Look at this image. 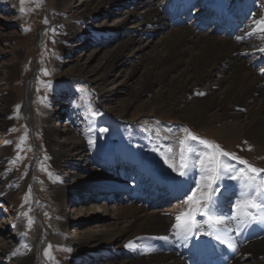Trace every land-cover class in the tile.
I'll return each instance as SVG.
<instances>
[{
  "label": "rangeland",
  "instance_id": "1",
  "mask_svg": "<svg viewBox=\"0 0 264 264\" xmlns=\"http://www.w3.org/2000/svg\"><path fill=\"white\" fill-rule=\"evenodd\" d=\"M59 1L44 0V3L37 7L35 0H24L23 5L21 0H0V120L5 122L4 125L0 123V145L4 150V154H0V246L9 242H21L31 247L34 249V255L29 264H72V260L83 251L78 249L76 243L69 245L66 240L76 241L77 238L88 234L104 232L106 226L118 225L119 221L116 222L113 218L116 209L140 206V200L131 198L130 195L125 196L127 199L131 198L129 202H108L106 194L103 195V189H128V186L104 171V166L105 169L118 168L116 162L113 167L111 163L109 166L111 161L105 153L117 149L112 160L117 155L123 158V162L137 165V168L132 165V168L122 166L125 173L133 175L134 180L131 183L135 187L146 184L150 189L155 186L152 184L154 182L161 186V189H166L159 192L173 193V186H166V182L171 183L173 178H182L168 168L160 153L174 157L171 162L178 166L180 142L187 138V133L182 130L185 128L193 135L219 145L222 150L235 153L249 164L264 169V152L257 150L248 141L238 138L220 139L216 135L219 126L197 128L186 125L177 120L173 109L169 113L164 111L163 114L142 116L140 112L146 106L149 94L133 100L129 94V86L112 89V85L108 84L105 90H109V93H106L92 83V77L105 69L108 58H104L107 51L119 42V34L122 37L127 34L126 30L123 33H105L103 29L113 26L111 24L130 8L129 2L126 5L123 2L116 3L110 9L109 15H99L96 19L94 16L90 21H83L81 26L89 32L82 38L71 37L63 41L59 34L57 18L65 16L70 19V14L74 15L73 12L79 8L81 0H67V6L71 7H60ZM151 1L164 14L161 6L168 0ZM216 1L218 2L212 0V4ZM252 6L254 8L251 10V17L242 22L243 28L232 37H226L231 41L236 39L237 46L244 49H258L264 42L263 37L244 35L252 26L253 18L264 17V0H256ZM21 7L24 9L23 13ZM212 11L217 16L220 15L219 10ZM45 19L47 24L44 23ZM164 32L160 30L152 34L153 42H157ZM200 32L212 35L207 30ZM145 43L146 41L142 40V44ZM256 55L260 56L259 53ZM256 55L252 58L254 70H263V63H260L258 68L256 62L263 61L264 57L254 60ZM119 62L116 61V72L120 82L126 76L131 63L124 61L121 67ZM5 68L13 71L10 80L3 73ZM45 71L48 75H44ZM6 83H10L8 104L2 100V94L6 92L1 91ZM27 86L31 96L28 113L23 114ZM127 103L132 104L128 106ZM124 106H128V109L124 110ZM89 108L99 113L94 121L90 118ZM52 128L58 132V135L55 133L52 137L54 141L62 142L66 138H74L81 142V158L76 156L72 162L60 165L52 162V150L55 151L56 147L47 141L45 135L46 131H52ZM99 128H108L109 131L101 134ZM89 139L94 142L92 145H89ZM154 148L159 151H153ZM169 149L172 151L169 152ZM135 154L140 156V161H137L143 165L144 170L135 162ZM70 155L71 153L69 157ZM105 158L109 159L108 163ZM129 158L132 161H128ZM137 171L149 179L143 175L139 176ZM118 173L123 175L121 171ZM198 179V173L193 172L187 178L191 181L190 187H195V181ZM57 180H62L67 185L86 180L87 183L99 185V190L91 195L93 197L77 192L76 197L66 199L64 204L59 205L51 195V187ZM162 181L163 185L160 184ZM227 181L229 183H226ZM231 182L233 181L225 180L224 185L230 190L228 194L235 196V183L233 182L232 186ZM230 185L232 189H228ZM138 189H133L137 195L144 191L140 187ZM225 191L223 197L228 199ZM162 201L164 200L159 202ZM224 201L225 211L229 213L230 202ZM160 206L162 207L152 208L149 205L145 207V211L157 210L162 213L168 209L172 210L163 213V216L167 221L174 222L175 213L187 207L179 201ZM104 207H107L105 212ZM29 219L34 221L31 227L28 226ZM121 222L124 220L119 224ZM246 228L254 227L247 225ZM49 245L51 249H48ZM46 249L49 256L44 254ZM122 253L125 254L124 251ZM116 256L118 257L114 251L106 254L104 250L86 255L79 264L111 262ZM10 259V255H3L0 257V264H10ZM14 260L12 259L15 263Z\"/></svg>",
  "mask_w": 264,
  "mask_h": 264
},
{
  "label": "bare ground",
  "instance_id": "2",
  "mask_svg": "<svg viewBox=\"0 0 264 264\" xmlns=\"http://www.w3.org/2000/svg\"><path fill=\"white\" fill-rule=\"evenodd\" d=\"M118 2L125 5L129 2L130 8L111 24L113 26L104 27L103 32L123 33L126 30L127 34L124 37L119 34V42L106 53L104 59H108L105 69L92 77V83L104 92L108 84L112 85V89L129 86V94L133 100L149 94L146 106L140 112L142 116L163 114L164 111L169 113L173 109L181 123L197 128L217 125L219 128L216 135L220 139L238 138L248 141L257 150L264 152V69L254 70L252 62L257 53L260 56L256 55L254 60L264 57V53L258 50L264 48V42L258 49H244L237 46L236 39L231 41L226 37L202 34L191 26L171 28L165 14L160 12L151 0H81L79 8L73 12L74 15L70 14V19L65 16L57 18L62 40L67 41L71 37L82 38L89 32L81 26L82 22L90 21L94 16L96 19L99 15H109L112 6ZM58 4L60 7H71L67 6V0H60ZM207 4L212 6V0L203 2V7ZM209 6L207 7L210 11ZM160 30L165 32L157 42H153L152 34ZM255 35L264 38V34ZM142 40L146 43L142 44ZM116 61H120L121 67L124 61L131 63L126 76L120 82L117 78L119 75L116 72ZM3 73L9 80L12 78V70L5 68ZM9 84L6 83L1 90L6 92L2 94V100L7 104ZM106 93H109V90ZM30 96L27 86L23 114L28 113ZM131 104L127 103L128 106ZM128 106L123 109L127 110ZM0 123L5 124L4 120H0ZM55 130L52 128V131L45 133L47 141L56 147L55 151L52 150V162L60 165L72 162L76 156L81 158V142L74 138H66L62 142L54 141L53 135H58ZM115 152L117 149L105 153L111 161V167L115 163L112 160ZM2 153L4 154V150L0 145V154ZM135 159L138 164L137 158ZM128 161L132 159L129 158ZM138 165L143 166L141 163ZM162 183L164 182L160 184ZM189 183L187 180L185 188ZM167 185L172 186L166 182ZM98 186L87 183L86 180L69 185L57 180L51 187V195L54 201L62 205L66 199L76 197L77 192L93 197L91 195L99 190ZM228 191L230 190L225 191L226 195L234 200L236 196H229ZM161 193L164 194L165 191ZM139 194L142 195V191ZM224 202L230 201L226 199ZM116 210L113 218L116 222L124 220L121 224L118 222V225L106 226L104 232L88 234L77 238L76 241L66 240L69 245L76 243L78 249L83 251L72 260V264H79L86 255L104 250L106 254L114 251L118 257L116 256L114 261H102L97 264H207V259L213 253L223 255L225 252L230 253L232 257L230 260L223 258L224 264H264V225L249 224L254 227L249 229L229 220L228 227L231 231L225 235V244L209 241L211 244L197 254L191 243L185 245L172 234L170 229L175 220L170 222L163 216V213L172 210L165 209L162 213L157 210L147 212L142 205L133 208L120 207ZM225 210L223 205L222 211L225 214L230 213V210L229 213ZM105 211L107 207H104ZM17 228L16 225L15 229ZM165 236L168 237L167 241L160 239ZM231 248H235V251ZM3 255L11 256L10 264H29L34 249L21 242H9L0 246V257Z\"/></svg>",
  "mask_w": 264,
  "mask_h": 264
},
{
  "label": "snow or ice",
  "instance_id": "3",
  "mask_svg": "<svg viewBox=\"0 0 264 264\" xmlns=\"http://www.w3.org/2000/svg\"><path fill=\"white\" fill-rule=\"evenodd\" d=\"M35 2L39 7L44 0ZM23 3L24 0H21L22 5ZM21 12H24L23 7ZM44 23L47 24L48 21L45 19ZM258 33L264 34V17L253 18L252 26L246 30V35L249 36ZM258 50L264 53V48ZM44 75H48L47 71ZM89 113L93 121L99 115L91 108ZM182 130L187 133V138L180 142L179 165L171 162L174 157L160 153L168 168L182 178H173L171 181L173 194L182 205L187 206L175 215V223L171 225L170 230L177 240L185 245L191 243L194 251L199 254L202 249L209 246V241L225 244V235L231 231L228 227L229 220L235 221L238 225H264V175H262L264 169L249 164L235 153L222 150L219 145L193 135L186 128ZM98 131L104 134L109 129L99 128ZM88 143L92 145L94 142L89 139ZM153 151L158 152L159 149L154 148ZM168 151L171 152V149ZM193 172L198 173L199 179L195 181V187L185 188L187 178ZM49 177L51 178V173ZM225 180L234 181L236 188V198L230 201L229 214L222 211L221 197L223 191L227 190ZM33 223L34 221L29 219L28 226L31 227ZM160 239L167 241L168 237ZM48 249H51V245ZM48 249L44 253L46 256H49ZM231 250L234 252L235 248Z\"/></svg>",
  "mask_w": 264,
  "mask_h": 264
}]
</instances>
